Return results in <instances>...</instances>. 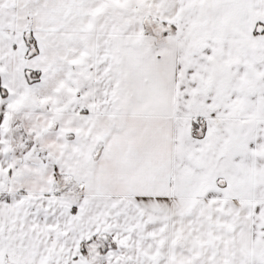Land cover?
I'll return each mask as SVG.
<instances>
[{
  "label": "snow or ice",
  "instance_id": "snow-or-ice-1",
  "mask_svg": "<svg viewBox=\"0 0 264 264\" xmlns=\"http://www.w3.org/2000/svg\"><path fill=\"white\" fill-rule=\"evenodd\" d=\"M0 264H264V0H0Z\"/></svg>",
  "mask_w": 264,
  "mask_h": 264
}]
</instances>
